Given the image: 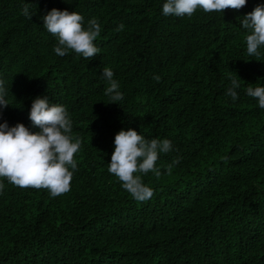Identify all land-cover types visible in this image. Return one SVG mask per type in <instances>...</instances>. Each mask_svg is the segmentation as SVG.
Returning <instances> with one entry per match:
<instances>
[{
  "label": "trees",
  "instance_id": "trees-1",
  "mask_svg": "<svg viewBox=\"0 0 264 264\" xmlns=\"http://www.w3.org/2000/svg\"><path fill=\"white\" fill-rule=\"evenodd\" d=\"M165 2L0 0V124L40 132L29 114L46 97L81 140L65 194L0 178V264H264V109L246 93L264 87V46L249 56L241 27L264 0L191 17L165 16ZM52 9L77 12L85 29L98 20L94 57L55 54L42 19ZM105 67L120 101L105 95ZM129 129L172 145L160 176L134 174L154 192L143 202L108 172L115 135Z\"/></svg>",
  "mask_w": 264,
  "mask_h": 264
},
{
  "label": "clouds",
  "instance_id": "clouds-1",
  "mask_svg": "<svg viewBox=\"0 0 264 264\" xmlns=\"http://www.w3.org/2000/svg\"><path fill=\"white\" fill-rule=\"evenodd\" d=\"M246 3L247 0H166L162 12L165 16L191 17L198 8L205 13H223L226 9L239 10ZM31 6L28 3L23 6L22 15L28 19H31ZM42 19L43 27L58 38V44L54 47L56 55L63 57L72 50L87 59L99 52L94 45L101 33V26L96 18L88 21L86 29L83 26V17L75 11L70 13L52 9ZM241 27L249 33L245 37L247 54L259 56L258 49L264 46V5L256 6L251 13L244 16ZM123 29L124 25L121 24L116 30ZM113 75L110 68L103 69V77L108 81L105 95L115 102L122 100L123 95ZM153 78L157 82L160 80L159 76ZM3 85L4 82L0 80V110L9 106L4 99L6 90ZM238 87V80L231 78V87L227 89L226 95L233 101L238 99L235 91ZM246 93L257 98L259 107L264 109V87L249 86ZM29 119L40 132L31 133L22 123L14 127H9L6 122L0 124V178H6L19 188L47 189L52 197L65 194L70 191L73 178V171L69 167L72 170L77 168L74 155L81 147V140L70 135L72 121L69 113L64 106L50 104L46 97H37L32 102ZM114 145L108 172L118 178L122 187L135 200L143 202L150 199L154 194L153 189L143 183L140 175L134 174L153 172L160 176L156 161L160 153L172 150L171 141H149L137 131L129 129L121 130L115 135ZM177 163L179 160L174 159L168 166V171ZM3 189L4 184L0 183V191Z\"/></svg>",
  "mask_w": 264,
  "mask_h": 264
}]
</instances>
